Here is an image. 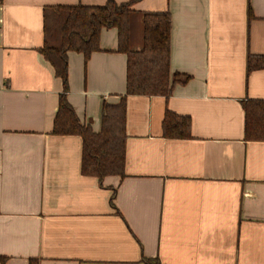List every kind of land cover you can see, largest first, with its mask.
I'll use <instances>...</instances> for the list:
<instances>
[{"label":"crops","instance_id":"0c3cea01","mask_svg":"<svg viewBox=\"0 0 264 264\" xmlns=\"http://www.w3.org/2000/svg\"><path fill=\"white\" fill-rule=\"evenodd\" d=\"M132 2L169 12V98L127 96L118 31L88 60L68 53L67 98L102 130L126 97L124 176L82 172L84 142L53 134L63 81L41 53L51 7ZM140 47L141 41H137ZM264 0H0V264H264V141L243 102L264 100ZM167 111L192 137L163 135Z\"/></svg>","mask_w":264,"mask_h":264},{"label":"trees","instance_id":"16d2710c","mask_svg":"<svg viewBox=\"0 0 264 264\" xmlns=\"http://www.w3.org/2000/svg\"><path fill=\"white\" fill-rule=\"evenodd\" d=\"M132 4L109 1L96 7H51L44 15L45 44L41 53L64 85L53 134L81 136L84 142L82 172L100 180L106 176H124L126 97L169 98L177 85H185L190 80L188 75L171 73V13L139 14L132 9ZM133 20L141 23L140 47H136L132 38ZM108 29L118 31V51L127 56V96L118 104L105 106L102 130L95 133L90 126L81 123L67 98L68 53H82L88 60L93 53L101 51V34ZM260 69H264V57L250 56L248 74ZM243 108L247 140L264 141V100L244 101ZM163 135L168 139L191 138V118L167 111ZM147 263L151 264L150 260Z\"/></svg>","mask_w":264,"mask_h":264},{"label":"rangeland","instance_id":"374dc122","mask_svg":"<svg viewBox=\"0 0 264 264\" xmlns=\"http://www.w3.org/2000/svg\"><path fill=\"white\" fill-rule=\"evenodd\" d=\"M132 38L134 43H137V41H142V28L141 23L139 21L133 20L132 24Z\"/></svg>","mask_w":264,"mask_h":264}]
</instances>
